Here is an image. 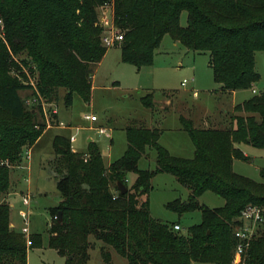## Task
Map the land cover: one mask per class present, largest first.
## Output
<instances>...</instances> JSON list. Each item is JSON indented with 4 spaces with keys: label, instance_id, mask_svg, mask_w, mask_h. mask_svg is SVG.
Instances as JSON below:
<instances>
[{
    "label": "trees",
    "instance_id": "trees-1",
    "mask_svg": "<svg viewBox=\"0 0 264 264\" xmlns=\"http://www.w3.org/2000/svg\"><path fill=\"white\" fill-rule=\"evenodd\" d=\"M104 3L112 6L113 25L123 32L122 62L138 69L150 65L163 37L170 35L188 50L209 54L221 91L247 90L258 82L254 54L264 51V0H0V160L10 165L0 166V198L9 188L8 168L19 163L23 150L45 129L42 104H52L60 89L66 90L67 106L73 94L90 101L94 69L107 51L98 25V8ZM14 56L21 60L16 63ZM20 68L37 73L35 85L10 75ZM26 91H32L36 107H26ZM147 98L141 103L152 109ZM233 111L224 128H195L180 116L194 147L191 159L171 156L158 143L160 129L146 126L125 128L126 150L109 166L95 145L82 154L57 139L60 202L50 211L48 247L64 264H87L95 242L102 244L106 263L110 247L128 264H233L237 218L248 206L264 209V169L262 182L232 170L234 159L249 160L240 144L264 149V92ZM148 148L156 153V168L139 170L138 161ZM160 173L174 176L191 191L186 202L169 203V210L202 214L201 223L186 235L149 215L150 180ZM130 174L135 175L132 184L126 182ZM117 181L126 186V194L119 193ZM206 192L222 198L224 205H200L197 199ZM10 224V209L0 201V264H27L28 250L40 246V236L26 240ZM244 264H264V222Z\"/></svg>",
    "mask_w": 264,
    "mask_h": 264
},
{
    "label": "rangeland",
    "instance_id": "rangeland-1",
    "mask_svg": "<svg viewBox=\"0 0 264 264\" xmlns=\"http://www.w3.org/2000/svg\"><path fill=\"white\" fill-rule=\"evenodd\" d=\"M186 18L187 13L184 11L180 16L182 27L186 26ZM12 59L16 63L21 60L16 56ZM209 59L208 53L188 50L170 35H165L152 63L138 69L122 62L121 50L117 45L107 48L103 59L94 69L88 103L73 94L71 105L67 106L66 90L60 89L52 104H43L42 121L45 129L30 148L29 156L22 154L19 163L8 168L9 188L0 198L10 209L12 225L20 232L24 221L19 213L27 211L22 199L25 196L30 198L29 232L22 234L26 240L32 235H39L41 243L39 247L28 250L27 264H64V258L48 247V232L52 221L50 211L60 202L55 173L54 144L57 139L68 141L71 149L82 154L88 152L89 144L95 145L104 164L109 166L121 158L126 150V127L149 128L153 125L161 131L159 145L171 156L191 159L194 147L181 127L180 116L191 120L195 128H224L230 120L229 114H224L225 112H230L233 106L264 92V51L254 54L258 82L250 89L237 91L233 96L221 94L214 81ZM10 75L27 84L35 85L37 80V73L27 68H20ZM183 80L187 81L184 87L181 86ZM31 93L32 91L22 92L28 109L36 107ZM146 95L147 100L153 102L152 109L145 108L141 103L140 99ZM165 99H170L173 104L167 110H162L160 105ZM86 116H94L95 121L91 122ZM218 121L223 123L213 124ZM100 128L105 132L100 133ZM88 139L91 140L89 143ZM239 149L249 160L234 159L233 172L262 182L260 170L264 169V149L243 143L239 145ZM155 158V151L148 148L138 161V169L155 170ZM134 179L135 175L132 174L128 178L130 183ZM190 194V189L181 185L174 176L164 173L155 175L150 180V190L146 196L149 215L171 228L178 224V232L186 235L188 228L201 223V212L194 210L179 215L166 206L175 200L186 202ZM197 201L210 209L224 205V200L211 192L204 193ZM95 243L97 245L89 250L90 259L87 264H128L126 259L110 247L106 248L110 253V261L104 262L100 253L102 244ZM232 256L234 258V253Z\"/></svg>",
    "mask_w": 264,
    "mask_h": 264
},
{
    "label": "built area",
    "instance_id": "built-area-1",
    "mask_svg": "<svg viewBox=\"0 0 264 264\" xmlns=\"http://www.w3.org/2000/svg\"><path fill=\"white\" fill-rule=\"evenodd\" d=\"M98 25L102 28L101 43L106 48L120 47L123 42V32L116 29L113 25L112 19V6L109 3H104L98 8ZM107 28L111 29L109 31ZM3 29V24L0 19V33ZM108 34V35H105ZM110 34V35H109ZM187 84L186 80L181 82V86L184 87ZM254 92V91H253ZM36 102V100H35ZM44 104V103H43ZM42 104V106H43ZM91 122L95 121V117L86 116ZM100 133H104L105 130L100 128ZM73 139V138H72ZM23 155L29 156L28 149L23 150ZM0 166H10L7 160H0ZM126 182L129 184L128 179ZM115 198V197H114ZM22 204L24 207H29L30 198L28 196L23 197ZM20 217L24 221V227L21 229V233L28 234V218L29 211H20ZM264 222V209L258 206H248L243 209L237 218L235 225L233 226V237L235 239L234 246V258L233 264H244V258L247 251L250 248L251 242L256 238L261 225ZM173 231H180V226L174 224L172 226Z\"/></svg>",
    "mask_w": 264,
    "mask_h": 264
},
{
    "label": "crops",
    "instance_id": "crops-1",
    "mask_svg": "<svg viewBox=\"0 0 264 264\" xmlns=\"http://www.w3.org/2000/svg\"><path fill=\"white\" fill-rule=\"evenodd\" d=\"M104 57V56H103ZM103 59V58H102ZM101 59V60H102ZM100 63V62H99ZM98 63V64H99ZM97 64V65H98ZM219 86V85H218ZM219 90H220V86H219ZM220 92H221V94L222 95H234L237 91H232V92H224V91H221L220 90ZM172 101L170 100V99H165V101H163V104L161 103V105H160V108L162 109V110H167V108L168 107H171L172 106ZM155 106H156V103H155ZM236 106V105H235ZM235 106H233V108H232V110L230 111V112H225L224 114H229V122H231V115H233L234 114V111H233V109H234V107ZM57 115V114H56ZM180 118V117H179ZM180 122V121H179ZM221 122V123H220ZM223 122L222 121H218V122H215V123H213V124H218V125H221ZM149 128H157V127H155V126H153V125H151V126H149ZM215 128H218V127H215ZM103 129V128H102ZM160 139V138H159ZM89 141H91L90 139H88L87 140V142L89 143ZM239 147V146H238ZM31 148V147H30ZM30 148H28V151H30ZM73 152H75V150H73V149H71ZM131 175V174H130ZM130 175H128V178L130 177ZM129 181V180H128ZM133 182V181H132ZM132 182L130 183V181H129V184H132ZM30 207V206H29ZM29 207H27V210L29 209ZM14 229H15V227L12 225V223L10 224Z\"/></svg>",
    "mask_w": 264,
    "mask_h": 264
},
{
    "label": "water",
    "instance_id": "water-1",
    "mask_svg": "<svg viewBox=\"0 0 264 264\" xmlns=\"http://www.w3.org/2000/svg\"><path fill=\"white\" fill-rule=\"evenodd\" d=\"M116 187L121 195L126 194L127 188L121 181L116 182Z\"/></svg>",
    "mask_w": 264,
    "mask_h": 264
}]
</instances>
